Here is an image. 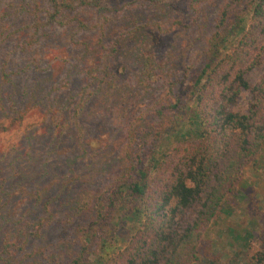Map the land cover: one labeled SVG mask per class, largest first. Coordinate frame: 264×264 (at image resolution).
<instances>
[{
	"label": "trees",
	"instance_id": "16d2710c",
	"mask_svg": "<svg viewBox=\"0 0 264 264\" xmlns=\"http://www.w3.org/2000/svg\"><path fill=\"white\" fill-rule=\"evenodd\" d=\"M51 1V20L74 5L73 0ZM79 1L99 15L124 6L120 1ZM233 2L242 5L234 27L249 23L241 37L226 50L234 27L226 32L230 17L224 10L192 82H186V73L164 82L160 135L178 130L189 106L191 120L201 127L197 140L180 145L164 159L159 158L156 140L145 157L139 149L126 172L130 179H120L107 192L89 188L98 170L85 159L88 170L76 174L68 189L79 178L87 187L64 200V111L56 108L57 114L49 118L40 111L28 117L34 108L52 111L64 106V98L51 99L49 92H42L46 101L39 95L21 99L23 109L15 118L20 141L10 135L9 144H0V260L8 255L7 264H64V258L66 264H203L207 229L229 197L239 192L244 170L264 151V73L255 84L247 79L264 50V0ZM120 45L118 36L106 47L107 76L124 71L115 65ZM30 67L35 69L32 63ZM0 73L7 83L9 74L4 69ZM244 92L250 94L248 108L236 111ZM4 93L0 89V108ZM38 113L44 119L37 126L33 115ZM4 115L13 116L8 110ZM13 129L11 124L0 126V137ZM45 142L49 144L39 151ZM64 206L71 226H64ZM209 263L234 264L221 257L209 258ZM249 264H264V246L249 257Z\"/></svg>",
	"mask_w": 264,
	"mask_h": 264
},
{
	"label": "rangeland",
	"instance_id": "374dc122",
	"mask_svg": "<svg viewBox=\"0 0 264 264\" xmlns=\"http://www.w3.org/2000/svg\"><path fill=\"white\" fill-rule=\"evenodd\" d=\"M116 1L124 5L120 10L99 15L91 5L73 0L74 5L64 8L56 22L50 18L54 10L51 0H0V72L4 69L9 74L5 83L0 73V89L5 91L0 126L14 127L4 132L0 144H9L10 135L16 143L20 141L15 118L23 109L22 98H44L42 92H49L51 99L64 98V106H54L52 111L34 108L28 115L40 111L49 118L57 114L56 108L64 111V200L87 187L79 178L68 189L76 174L88 170L85 159L91 160L93 171L98 170L88 186L100 194L122 178L129 180L126 172L131 156L140 149L145 157L155 140L160 159L180 145L195 143L201 127L191 120L189 106L178 130L160 135L164 82L185 73L186 82H192L205 62L222 12L229 13L227 32L242 10L233 0H105ZM248 27L246 20L232 29L226 50ZM118 36L121 45L115 65H122L124 71L107 76L106 47ZM263 73L264 50L247 79L255 84ZM249 100L250 94L242 93L234 110H247ZM6 110L13 116L7 118ZM33 117L37 126L43 125L44 117L39 113ZM46 142L38 146L39 151L49 144ZM62 210L64 226H71L66 207ZM69 234L73 236L71 230ZM202 246L206 252L203 264L215 257L249 264V257L264 246V151L255 165L244 170L239 192L229 197L213 220ZM6 256L0 264H7ZM19 260L17 256L15 262Z\"/></svg>",
	"mask_w": 264,
	"mask_h": 264
}]
</instances>
